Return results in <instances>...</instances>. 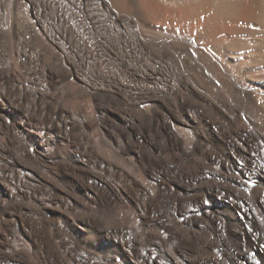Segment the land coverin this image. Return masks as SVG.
I'll use <instances>...</instances> for the list:
<instances>
[{
	"label": "bare ground",
	"instance_id": "6f19581e",
	"mask_svg": "<svg viewBox=\"0 0 264 264\" xmlns=\"http://www.w3.org/2000/svg\"><path fill=\"white\" fill-rule=\"evenodd\" d=\"M0 264H264V0H0Z\"/></svg>",
	"mask_w": 264,
	"mask_h": 264
},
{
	"label": "rangeland",
	"instance_id": "374dc122",
	"mask_svg": "<svg viewBox=\"0 0 264 264\" xmlns=\"http://www.w3.org/2000/svg\"><path fill=\"white\" fill-rule=\"evenodd\" d=\"M34 149H35V148H34L33 146H30V147H29V151H30V152L35 151ZM90 182H91V181H90ZM180 219H181V220H184V216L182 217V215H181V216H180Z\"/></svg>",
	"mask_w": 264,
	"mask_h": 264
}]
</instances>
